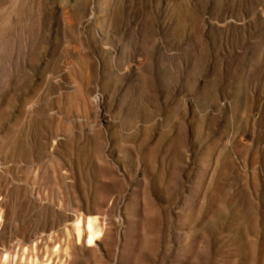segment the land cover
Masks as SVG:
<instances>
[{
    "label": "rangeland",
    "instance_id": "obj_1",
    "mask_svg": "<svg viewBox=\"0 0 264 264\" xmlns=\"http://www.w3.org/2000/svg\"><path fill=\"white\" fill-rule=\"evenodd\" d=\"M0 264H264V0H0Z\"/></svg>",
    "mask_w": 264,
    "mask_h": 264
}]
</instances>
